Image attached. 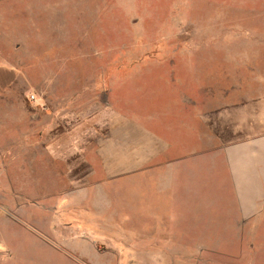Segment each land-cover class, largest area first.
Returning <instances> with one entry per match:
<instances>
[{
    "label": "rangeland",
    "instance_id": "1",
    "mask_svg": "<svg viewBox=\"0 0 264 264\" xmlns=\"http://www.w3.org/2000/svg\"><path fill=\"white\" fill-rule=\"evenodd\" d=\"M6 1L0 0V25L15 27H0V53L10 58L6 63L19 70L20 99L29 106L28 132L36 134L30 105L42 102L45 110L54 102L59 106L58 165L39 167L35 174L39 189L32 186L34 174H27L30 175L28 189L23 191L27 196L42 197L43 201L58 199V229L68 242L70 236H85L81 226L83 216L74 209L82 208L85 197L99 196L100 172L94 148L98 136L90 133L93 126L90 118L99 116L100 104L113 102L117 95L123 108L132 103L143 111L147 108L165 111L166 102L178 103L184 98L194 101L200 95L209 106L216 104L218 96L219 105L233 83L243 84L246 69L244 61L232 63L224 58L228 52H244L246 46L240 45L239 40L251 30L225 31L235 37L234 41H239L237 44H202L206 37H211V30L205 25L209 24L212 13L228 10L227 19L256 29L252 31L255 35L257 31L264 34V11L252 13L245 8L218 5L215 0H12L15 3L11 6ZM185 7L190 12L178 11ZM247 50L261 55L258 63L263 68L264 44L257 41L247 46ZM232 69L238 76H228ZM201 89L203 93L199 92ZM225 126L222 127L226 141L231 135ZM43 131L44 142L50 145V131ZM6 175L1 172L0 180L4 181ZM134 187L128 189L136 193L139 188ZM121 189L118 187V191ZM116 191L114 183L106 187L113 197ZM9 193L8 190L0 195ZM136 209H139L137 216L141 213L156 220L150 217L133 220L135 225L148 228L156 223L162 230L156 235L142 236L147 229L135 230L134 225L128 224L129 236L121 241L114 243L115 238H102L112 239V247L95 237L94 244L103 254L101 264H133L132 260L136 264H144V260L147 264H225L227 261L255 264L258 261L257 248L250 245L247 249V238H243L244 242L239 240L240 246L246 247L235 252L236 256L226 251L229 247L239 250V243H232L239 238L228 236L215 238L217 247L222 248L220 252H202V238L196 235L201 217L193 194L186 192L177 203L147 202ZM128 215L132 216L124 214ZM250 239L258 246L257 237Z\"/></svg>",
    "mask_w": 264,
    "mask_h": 264
},
{
    "label": "crops",
    "instance_id": "2",
    "mask_svg": "<svg viewBox=\"0 0 264 264\" xmlns=\"http://www.w3.org/2000/svg\"><path fill=\"white\" fill-rule=\"evenodd\" d=\"M215 1L252 13L264 11V0ZM6 3L11 6L15 2ZM178 11L189 10L185 7ZM227 13L228 10L212 13L205 25L211 30V37L201 43L224 46L241 41L239 44L246 46L244 52H228L224 60L232 63L242 60L246 69L243 84L233 83L219 105L215 94L211 97H215L216 104L210 106L199 95L194 101L184 98L178 103L166 102L165 111L157 108L143 111L132 103L123 108L116 95L113 102L100 104L99 116L90 118L93 121L90 133L98 136L94 148L100 172L99 196L85 197L82 208L74 209L83 216L81 226L85 236H70V242L60 236L58 229V199L43 201L42 197L27 196L23 191L28 189L27 174H34L32 186L39 189L35 176L39 167L58 165L59 106L54 102L45 110L42 102L30 105L36 134L28 132L29 106L20 99L19 70L6 63L10 58L0 53V173L7 174L4 181L0 180V194L10 191V195H0V264H101L103 254L94 244L95 237L112 247L113 242L129 236L128 224L134 225L135 230L147 229L142 236L156 235L162 230L160 225L152 223L141 228L133 223L150 217L141 213L137 216L136 207L147 202L177 203L186 192L193 194L201 217L196 235L202 238V252H220L222 248L217 247L215 238L228 236L239 238L232 241L239 243V250L229 247L226 251L236 256L235 252L246 247H241L239 240L244 242L243 238H247V249L251 245L259 254L255 264H264V66H259L262 60L259 53L247 50V46L257 41L264 44V34L257 31L255 35L252 31L256 29L230 21ZM229 29L251 31L236 42L235 37L225 33ZM214 57L215 54L211 55L212 60ZM210 71L213 75V68ZM234 71H228V76H238ZM204 75H208L207 71ZM223 125L228 126L231 135L226 141ZM44 129L50 131V145L44 142ZM112 183L117 190L114 197L106 192ZM120 186L122 189L118 191ZM129 186L139 189L135 193ZM19 190L22 192L18 193ZM125 213L132 216L125 217ZM106 237L115 240L102 239ZM250 237H257L258 246L252 244ZM136 262L132 260L133 264Z\"/></svg>",
    "mask_w": 264,
    "mask_h": 264
},
{
    "label": "built area",
    "instance_id": "3",
    "mask_svg": "<svg viewBox=\"0 0 264 264\" xmlns=\"http://www.w3.org/2000/svg\"><path fill=\"white\" fill-rule=\"evenodd\" d=\"M32 99H35V97H34V96H32Z\"/></svg>",
    "mask_w": 264,
    "mask_h": 264
}]
</instances>
